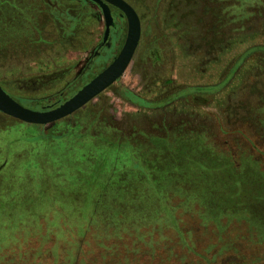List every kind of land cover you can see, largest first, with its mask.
Masks as SVG:
<instances>
[{"label": "rangeland", "instance_id": "rangeland-1", "mask_svg": "<svg viewBox=\"0 0 264 264\" xmlns=\"http://www.w3.org/2000/svg\"><path fill=\"white\" fill-rule=\"evenodd\" d=\"M125 1L142 36L117 82L52 124L0 112V264H205L216 254L231 263L229 253L264 264V106L238 114L255 60L219 93L187 92L220 83L244 51L264 45V0ZM202 4L213 23L198 31ZM114 31L72 93L119 53L126 21ZM202 31L211 36L203 46ZM13 59L33 56L0 55L5 69ZM10 80L17 86H0L30 109L17 94L36 100L64 89L25 86L20 73ZM237 97L241 104L230 102Z\"/></svg>", "mask_w": 264, "mask_h": 264}, {"label": "crops", "instance_id": "crops-1", "mask_svg": "<svg viewBox=\"0 0 264 264\" xmlns=\"http://www.w3.org/2000/svg\"><path fill=\"white\" fill-rule=\"evenodd\" d=\"M32 10L34 11V7L31 9L30 0H0V55L14 56L18 49H22V54L33 56V60L28 64L30 66L26 68L15 66L17 62L12 60V68L17 71L12 68L0 69V77L6 75L9 80L13 78L14 73H20L21 77L33 79V86L56 85L60 82L65 88L84 68L85 60L98 44L104 18L101 14L99 16L97 11H93L94 17L88 21L90 26L86 34H82L78 48L80 41L76 40L75 36H61L59 23L46 17L39 18ZM24 33L33 36L31 39L18 37ZM71 41L77 47L74 52L80 57L75 62L65 57V47H68ZM23 62L20 61V64Z\"/></svg>", "mask_w": 264, "mask_h": 264}, {"label": "flooded vegetation", "instance_id": "flooded-vegetation-1", "mask_svg": "<svg viewBox=\"0 0 264 264\" xmlns=\"http://www.w3.org/2000/svg\"><path fill=\"white\" fill-rule=\"evenodd\" d=\"M30 3H31V9L34 7V11L39 18L46 17L48 19H53L57 23H59L60 29H61V31H60L61 36H63V37L64 36H66V37L72 36V35L75 36L76 40L78 39L80 41V43L78 42V48L81 45V37L83 36L82 34H86L87 28L90 26L88 24L89 18L93 19V17H94L93 11H97V13H99L98 14L99 16H100V14L103 16V13H102V10H101L99 4L96 3L94 0H30ZM111 10H112V13L114 16V22L115 23H114V26L111 28L110 45H108L109 42H104V40H103L104 33H103V35H102V33H99L98 44L96 45L92 54H90L87 57V59L85 60L84 68L79 72V74L75 77V79L67 87H65L63 90H61V92H59L57 95L53 94V95L46 97V98H41V99H36V100H24L20 97V95L15 93V94H17V98L21 99L23 102L28 101L30 104H32L35 107V109H33V110H38V111L50 110V109L58 107L60 104H62L66 100L73 97L81 88H83L93 78H95L99 73H101L105 68H107L114 60L108 66L103 68L100 72H97L91 79L85 81V83L79 89H77L74 93H72V90L79 84V82L84 80L93 71V69L96 67L97 61L103 55V52L106 49L112 48L113 37L115 34L114 30L116 28H118V19L119 20L123 19L127 23L126 17L122 14V12L119 9H117L115 7H111ZM135 10H136V8H135ZM34 11L32 10V12H34ZM137 13H138V11H137ZM117 17H118V19H117ZM139 17H140V15H139ZM104 32H105V28H104ZM30 33L31 32L29 31V34ZM20 36H22L21 39L22 38L31 39L33 34L28 35V34L24 33V34L18 35V37H20ZM126 36H127V34H126ZM122 47H121V49H122ZM76 48L77 47L73 41H71V43L69 44L68 47H65V50H66L65 57H67V60L69 59V61L75 62L76 60H78L80 58L78 56V54L74 52ZM121 49H120V51H121ZM21 51H22V49H18L16 52V55L22 54ZM120 51H119V53H120ZM118 54L116 55V57L118 56ZM13 61L17 62V64L15 66L21 65L24 68H26V66H30L27 63H21L20 64V61H23L21 59H13ZM8 65H10V67L13 66V64H11V63H8ZM4 66H6V64L3 65L2 62L0 61V69L1 70L5 69ZM10 79L7 80L6 75H5V77H0V80H3L4 82H6V84H8L10 86H17V84L14 85L15 83L13 82V80H10ZM32 80L33 79H31V78H26L25 76H23V80H22V82H24L23 85L28 86V87L33 86L32 84H35V83ZM47 86L37 85L35 87H47Z\"/></svg>", "mask_w": 264, "mask_h": 264}, {"label": "water", "instance_id": "water-1", "mask_svg": "<svg viewBox=\"0 0 264 264\" xmlns=\"http://www.w3.org/2000/svg\"><path fill=\"white\" fill-rule=\"evenodd\" d=\"M99 4L105 22L103 40L109 42L114 16L111 7L119 9L127 19L125 43L114 61L81 88L73 97L58 107L38 111L25 107L7 94L0 86V112L21 122L33 125H48L62 120L85 107L89 102L117 82L129 68L142 36V23L135 8L125 0H94Z\"/></svg>", "mask_w": 264, "mask_h": 264}, {"label": "trees", "instance_id": "trees-1", "mask_svg": "<svg viewBox=\"0 0 264 264\" xmlns=\"http://www.w3.org/2000/svg\"><path fill=\"white\" fill-rule=\"evenodd\" d=\"M205 0H203L204 3ZM202 2H200L201 4ZM207 3V2H206ZM205 3V5H206ZM204 8H203V4L200 6H197L194 9L195 14L194 16V21H192V23L196 26L197 30L199 31L200 29L204 28H208V26L210 27L213 23V19L209 16V14H203ZM193 20V19H192ZM198 39H199V44L201 46L207 44L208 40L211 38L210 33L206 34L205 31L199 32L198 33ZM230 38V36L228 37ZM226 38V39H228ZM251 60H255V68H251V75H247V77L244 79L243 84L241 86V89H244V96L249 100V103H251L248 106H244L245 110L240 111V109H238V114H249V109H253V108H260L264 106V70L262 68H264V45H255L252 46L250 48H248L246 51H244L237 59L235 62H233L231 68L228 70L227 74L225 75V77L222 79V81L216 85L213 86H208V87H195L193 89H189L187 92H189V94H198L200 95L199 98L197 100H199L200 98H202V96L204 95H209L212 96L216 93H219L220 91H223L224 89H226L227 87H229L232 83V81L235 79L237 73L240 71V69L243 67V65ZM250 76V78H249ZM184 93H181L177 96L178 98H181L183 96H186ZM188 94V95H189ZM190 96V95H189ZM233 99H237L235 102V104L239 103L241 104L242 101H238L239 97L237 98H231L230 102ZM175 100L174 98L169 99L168 101H165L162 104L157 105L158 107L161 106H165L168 104H171L173 101ZM203 100V99H202ZM241 100V99H240ZM200 103H205L204 101H198ZM140 103L143 104H151L150 102L141 100ZM232 104V103H231ZM254 105L253 107H251V105ZM234 106V105H232ZM156 107V108H158ZM240 107V106H239ZM194 130V129H192ZM197 130V129H196ZM200 131V130H197ZM204 131V130H201ZM223 250H226L225 248ZM222 253H220L221 255ZM237 255V253H236ZM239 255V254H238ZM218 255L216 254V256L213 257V259L211 261H206L207 263L205 264H241L240 262H238V259H231L232 256H230V253L228 255H222V256H229V259L231 260V263L228 262V260H226V262H217V257ZM225 257V258H226ZM238 257V256H237ZM203 260V258H202ZM216 260V261H215ZM194 264H203L202 261L198 262V263H194ZM248 264V263H246ZM251 264V263H250Z\"/></svg>", "mask_w": 264, "mask_h": 264}]
</instances>
